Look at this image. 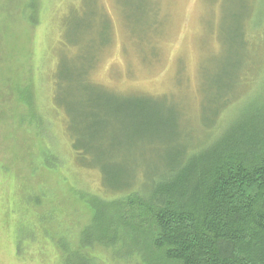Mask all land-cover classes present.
Segmentation results:
<instances>
[{
	"label": "rangeland",
	"instance_id": "374dc122",
	"mask_svg": "<svg viewBox=\"0 0 264 264\" xmlns=\"http://www.w3.org/2000/svg\"><path fill=\"white\" fill-rule=\"evenodd\" d=\"M221 9L226 23L220 38L235 42L223 43L222 50ZM253 13L264 17V0H0V264H59L61 238L72 251L86 253L78 248L79 238L93 221V203L115 200L104 193L99 171L83 169L70 147L67 121L54 98L61 56L71 80L93 65L88 80L101 89L90 96L106 90L163 98L154 105L166 118L152 123H165L164 144L157 137L143 141L140 123L118 122L106 134L119 143L111 151L125 160L115 167L126 171L118 184L130 176L132 161L152 177L163 173L164 155L176 146L209 145L218 137L204 130L213 118V109H201L204 71L208 98L218 99L238 82L243 66L263 67L264 42H253V50L240 48L238 26ZM251 73L239 90L242 98L257 92L264 72ZM63 85L61 97L77 109L79 92L71 82ZM263 100L264 87L229 116L228 125ZM131 198L118 201L126 221L149 227L152 216L136 202L130 206ZM19 241L26 244L22 256ZM90 252L107 264H143L137 253L114 260L111 247L95 245Z\"/></svg>",
	"mask_w": 264,
	"mask_h": 264
},
{
	"label": "trees",
	"instance_id": "16d2710c",
	"mask_svg": "<svg viewBox=\"0 0 264 264\" xmlns=\"http://www.w3.org/2000/svg\"><path fill=\"white\" fill-rule=\"evenodd\" d=\"M219 16L217 36L222 50L223 43L227 47L235 42L221 40L220 26L226 23L222 9ZM244 16V25L238 26L240 48L253 50V42H264V17L254 13ZM66 60L61 56L56 66L54 98L67 121L70 147L83 169L99 171L104 193L115 200L99 198L93 203V221L79 238L78 248L87 250L86 253L72 251L65 238L59 240L64 253L59 264H107L101 255L91 254L95 245L111 247L114 260L137 253L143 264H264V100L228 125L229 116L264 87L263 73L257 92L247 98L239 96L245 76L255 70L264 72V65L260 69L243 66L238 82L218 99L208 98L204 71L201 109H213V118L204 130L207 135L218 132V137L209 145L176 146L175 152L164 155L163 173L152 177H146L143 167L132 161L130 176L118 184L119 175L124 172L125 177L126 171L120 173L115 167L125 160L120 159L121 152L111 151V145L118 141L106 134L118 122L140 123L143 141L151 144L153 137H157L159 144H164L161 139L165 123H152L161 118L154 104L163 98L123 97L104 89L101 95L90 96L87 93L92 94L93 89H101L88 80L93 65L81 69L78 75L74 72L71 80L73 74L64 69ZM62 80L71 82L72 89L79 92L77 109H73L74 103L68 96L61 97L65 93ZM163 116L165 119L166 115ZM124 198H131L130 206L136 202L139 209L147 210L153 219L149 227L141 229L126 221L123 204L118 203ZM25 245L18 242L19 255L27 252Z\"/></svg>",
	"mask_w": 264,
	"mask_h": 264
}]
</instances>
